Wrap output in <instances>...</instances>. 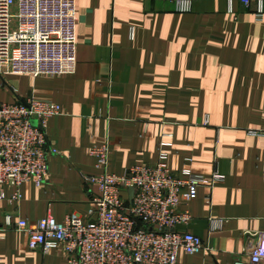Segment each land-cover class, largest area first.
Instances as JSON below:
<instances>
[{"label": "crops", "instance_id": "crops-1", "mask_svg": "<svg viewBox=\"0 0 264 264\" xmlns=\"http://www.w3.org/2000/svg\"><path fill=\"white\" fill-rule=\"evenodd\" d=\"M176 1L75 0L73 74L0 72V102L37 98L60 107L46 127L57 153L45 182L23 183L13 202V187H3L0 264L66 260L59 249H30L27 234L5 226L4 216L93 219L98 190L85 177L101 174L90 152L102 145L110 173L153 164L166 142L173 172L222 176L180 206L191 220L177 230L198 235L207 249L180 251L177 264H233L264 232V136L249 133L264 132V14L256 17L255 0H231L232 14L228 0H191L189 11Z\"/></svg>", "mask_w": 264, "mask_h": 264}, {"label": "built area", "instance_id": "built-area-1", "mask_svg": "<svg viewBox=\"0 0 264 264\" xmlns=\"http://www.w3.org/2000/svg\"><path fill=\"white\" fill-rule=\"evenodd\" d=\"M241 2L248 6L251 0ZM175 4L177 10L189 11L191 0ZM227 11L234 13L231 0ZM255 13L262 18L264 0H255ZM76 47L75 0H0L1 73L73 74ZM59 113V105L44 99L0 102V200L4 186L13 187L8 198L13 202L20 199L23 183L45 182L48 159L57 153L47 143V122ZM249 133L264 136L262 131ZM164 146L169 144L161 143L153 164L131 166L122 175L108 172L107 145L91 149L102 171L85 177L98 190L90 200L93 219L71 213L61 222L50 215L29 222L6 214L5 226L24 231L32 250H61L66 256L61 264H177L180 251L207 249L198 235L177 230L191 220L189 210L180 206L195 199L199 187L213 188L222 176L216 171L210 178L188 169L173 172ZM233 264H264V232L255 235Z\"/></svg>", "mask_w": 264, "mask_h": 264}, {"label": "water", "instance_id": "water-1", "mask_svg": "<svg viewBox=\"0 0 264 264\" xmlns=\"http://www.w3.org/2000/svg\"><path fill=\"white\" fill-rule=\"evenodd\" d=\"M131 193H132V192H131V190H130V195H131Z\"/></svg>", "mask_w": 264, "mask_h": 264}]
</instances>
